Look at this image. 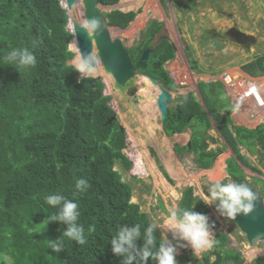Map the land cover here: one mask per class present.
<instances>
[{"label": "trees", "instance_id": "trees-1", "mask_svg": "<svg viewBox=\"0 0 264 264\" xmlns=\"http://www.w3.org/2000/svg\"><path fill=\"white\" fill-rule=\"evenodd\" d=\"M119 1L97 0L106 6ZM135 14L119 9L103 13L108 26L121 29ZM66 23L60 0H0V264H122V257L111 251L110 244L119 226L142 225V236L135 242L139 247L143 245L144 228L152 222L137 203L131 202L133 185L115 169L121 165L129 170L132 162L123 151L127 146L125 129L118 119H111L115 112L109 105L110 97L103 94L104 84L91 76L80 77L75 65L69 63L74 56L68 48L73 34ZM163 25L155 18L149 20L129 53L137 70L156 78L170 91L176 84L164 65L175 56L171 40L163 39L147 59L142 58ZM14 48L32 51L37 65H8L4 57ZM186 59L192 70H200L191 53ZM241 67L250 74L264 75V55ZM197 88L202 103L192 92L181 95L169 105L163 130L173 135L190 129V145L177 143L175 149L192 152L197 167L209 169L224 151V146L208 148L209 141L217 140L208 133L213 120L233 154L226 160L232 181L254 188L244 181L242 167L260 170L250 164L240 146L262 153L255 146L258 143L264 150V124L252 129L235 124L231 118L234 106L219 81L201 80ZM261 163L264 168V152ZM160 168L171 182L166 169ZM78 179L88 181L86 192L76 189ZM255 182L261 185L264 197V180ZM53 193L78 204V223L85 227L84 245L63 238L59 253L50 248L49 240H59L67 227L59 221L43 224L48 215L58 212L45 203V196ZM205 193L208 195V191ZM202 200L193 186H186L176 210L195 206L197 212L208 215L211 210ZM212 223L215 226L211 230H216L219 222ZM89 224H95L94 233L87 232ZM155 236L157 243L162 242L158 229ZM214 240V248L196 264L243 263L241 252L223 249L228 235L218 232ZM211 255H215L213 261ZM149 264L155 262L150 259ZM252 264H264V255Z\"/></svg>", "mask_w": 264, "mask_h": 264}, {"label": "rangeland", "instance_id": "rangeland-1", "mask_svg": "<svg viewBox=\"0 0 264 264\" xmlns=\"http://www.w3.org/2000/svg\"><path fill=\"white\" fill-rule=\"evenodd\" d=\"M79 4L81 3L79 2ZM119 5L120 3L117 4V7L121 9ZM101 10L103 13L109 11L105 7H101ZM131 10L136 12L133 20L129 22L126 28L113 32L114 36L111 35L121 38L129 50L137 45L149 20L155 18L164 23L162 28H165V33L169 36L175 49L174 58L164 65L169 76L176 84V88L170 90L173 99L169 105H172L181 95H186L189 92L194 93L197 100L202 103L197 82L201 80L210 82L214 76L222 71L239 67L253 60L256 56L264 55V0H163L162 3L160 0H135V6ZM69 27L71 26L69 25ZM110 28L114 29V26ZM232 29L250 34L255 38V41H236L229 34ZM70 48L72 49V47ZM188 52L191 53L200 70L191 69L190 61L188 62L189 59H186ZM73 57L69 63L75 65L72 61ZM98 64L103 69V66L97 60ZM96 75L102 76L100 80L104 84L103 94L110 97L109 105L113 108L119 124L125 129L127 146L123 151L132 162L129 170H124L121 165H116L115 169L122 173L124 180L133 185L131 202L137 203L141 211L150 216L152 222L155 221L160 224L158 231L163 239L171 240V233L166 226L167 219L170 211L176 210L178 207L181 190L186 186H193L195 194L204 198L207 196L205 190L208 191L211 184L216 180L226 182L232 180L227 170L225 172L226 160L233 157L229 145L220 135L212 120V128L208 133L217 140L216 142L209 141L208 148L216 149L224 146V151L216 157L211 168L202 171L194 162L192 152L184 150L183 153H179L175 149L178 141L175 134L167 135L160 125L157 105V116L149 120L152 124L156 123L153 135L147 129L146 123L141 122L142 119H147L144 117V112L141 110L139 114L136 113L139 111L130 106V100L126 101L113 86L112 76L107 74L104 69L101 74L92 73L87 76L93 77ZM107 76L111 79L110 82H107ZM141 87V84L138 83L128 92L129 96L131 98L135 96ZM153 89L156 88L152 86L148 91L152 92ZM139 94L141 95V92ZM223 113L224 111L221 112V114ZM231 116L235 124L244 125L234 119L236 114L233 110ZM186 133L190 137L191 130L187 129ZM185 140L187 141H184V139L179 140L180 143L178 144L185 145L189 139L186 137ZM163 143H167L165 147L172 151L167 152V158L162 157L163 152L160 150V147H162L161 149L164 148ZM240 148L241 152L248 157L250 164L260 170L255 171L243 166L246 176L244 181L252 184L260 193L261 185L257 184L255 179L264 180V168L261 163L264 150L258 143L255 148L262 153L250 152L243 146H240ZM136 158L141 161L139 168L134 165L136 164L134 161ZM153 166L161 174L160 166L166 169L172 181H168L165 177L163 179L170 185L161 183L160 179L154 174ZM222 172H224V175L220 176ZM171 188L177 194H174ZM208 207L211 210L208 214L209 223L211 224L213 220L219 222V227L216 230H211L213 239L218 232H223L229 237L227 245L223 247L224 250L241 252L242 264H252L255 258L264 255V241H259L255 246H251L246 234L238 227L235 219L221 217L215 205H208ZM172 243L175 244L176 241L172 240ZM204 253H201L199 259L196 257L194 259L191 256L193 251L190 247L181 248L176 260L178 264H196V261L202 262ZM214 259L215 255H211L210 260L213 261Z\"/></svg>", "mask_w": 264, "mask_h": 264}, {"label": "clouds", "instance_id": "clouds-1", "mask_svg": "<svg viewBox=\"0 0 264 264\" xmlns=\"http://www.w3.org/2000/svg\"><path fill=\"white\" fill-rule=\"evenodd\" d=\"M100 25V20L93 17L88 19L82 27L89 36H95ZM4 60L8 65L16 68H34L38 62L35 54L27 48L12 49L4 57ZM96 64L97 57L95 54L83 52L74 67L81 74V77H84L95 71ZM75 187L80 192H86L89 184L85 179H78ZM44 199L46 204L58 209V212L48 215L47 220L43 222L44 226L50 220L67 225L59 240H49L50 248L59 253L64 244L63 238L75 241L78 245H84L87 242L85 227L78 223L81 215L78 211V204L66 200L64 195L58 193L49 194ZM256 199V193L246 183L216 180L211 184L208 195L202 201L207 205H215L221 217L235 219L238 215L250 213ZM166 226L171 233V240L163 239L162 242L157 243L155 232L160 228V224L153 221L144 228L143 245L138 247L135 242L142 236V225L139 223L133 226L120 225L117 234L110 241L111 251L116 256L122 257V264H133L134 261L136 264H149L150 259L155 264H178L176 256L181 248L190 247L193 255L199 259L201 253L211 251L215 246L211 231L215 225L209 223L207 214L197 212L195 206L192 209L171 210ZM95 231V224H89L87 232L91 234ZM172 240L176 243H172Z\"/></svg>", "mask_w": 264, "mask_h": 264}, {"label": "water", "instance_id": "water-1", "mask_svg": "<svg viewBox=\"0 0 264 264\" xmlns=\"http://www.w3.org/2000/svg\"><path fill=\"white\" fill-rule=\"evenodd\" d=\"M65 5L60 0L63 8L66 10L67 23L66 29L73 34V38L68 43L70 48L71 41H75L77 49L81 55L83 52H91L94 54L96 49L97 60L103 66L105 72L112 76L113 86L120 92L126 101L136 111L141 112L138 106L139 101L144 97L139 94V91L132 98L129 96V91L138 84V77H146L151 84L158 90L156 97V105L159 111L160 125L163 128L165 119L167 117V111L169 104L172 102V94L165 89L156 78L150 76L147 73L141 72L135 68L132 57L129 50L123 40L119 37H113L110 32V27L107 24V19L103 15L101 7L108 8L109 11L119 9L127 12L129 10H123L114 5H103L98 3L97 0H82L83 3V18L87 21L90 18H98L101 22L100 29L95 36H89L83 29L82 25L76 19H71L68 15V10L76 4L77 0H64ZM108 11V12H109ZM71 24V25H70ZM69 25L71 27H69ZM114 29L121 30V28L114 26ZM243 38H249L251 42L255 41V38L250 34L241 32ZM169 39V36L165 33V28H161L150 43L149 48L144 50L142 54L143 59H147L150 52L163 40ZM97 65V64H96ZM96 79H101V75L93 76ZM200 95V92H199ZM201 97V95H200ZM111 119H117V116H113ZM109 120V122L111 121ZM123 127V126H122ZM190 144L188 143V146ZM257 195V199L254 202V207L247 215H238L235 218V222L238 227L246 234L249 244L255 246L257 242L264 241V197L256 190L252 188Z\"/></svg>", "mask_w": 264, "mask_h": 264}, {"label": "built area", "instance_id": "built-area-1", "mask_svg": "<svg viewBox=\"0 0 264 264\" xmlns=\"http://www.w3.org/2000/svg\"><path fill=\"white\" fill-rule=\"evenodd\" d=\"M241 66L228 68L210 81L222 84L234 106V119L246 127H255L264 123V75L250 74Z\"/></svg>", "mask_w": 264, "mask_h": 264}, {"label": "bare ground", "instance_id": "bare-ground-1", "mask_svg": "<svg viewBox=\"0 0 264 264\" xmlns=\"http://www.w3.org/2000/svg\"><path fill=\"white\" fill-rule=\"evenodd\" d=\"M61 2L63 3V5H65V1L64 0H61ZM79 2L81 3V4H79ZM151 2V1H150ZM120 7H121V9H123V10H128V9H130L131 10V8H133L134 6H135V0H121L120 1V5H119ZM151 6V5H150ZM68 12V15H69V17L71 18V19H76L77 21L79 20L80 21V23L81 24H84L85 22H86V20L83 18V16H82V13H83V3H82V0H77V2H76V4L72 7V9L71 10H68L67 11ZM143 19V18H142ZM135 20V19H134ZM139 21V20H138ZM141 22V21H140ZM71 25V24H70ZM116 31H118L117 29H111L110 28V32H111V34L113 35V32H116ZM115 35V34H114ZM113 35V36H114ZM70 47H72V49H73V52H74V57H73V59H72V61L76 64V62L78 61V59H79V57H80V53H79V51H78V49H77V46H76V44H75V41H71V43H70ZM71 49V50H72ZM95 52H96V49H95ZM94 52V54L96 55V53ZM103 72V69H102V67L100 66V64H98L97 66H96V69H95V71L94 72H92V73H94V74H101ZM91 73V74H92ZM111 81V79H109V77L107 76V82H110ZM138 83L139 84H141V89H140V91L139 92H141V95L142 96H144V101L143 100H140L139 101V107L141 108V110H142V112H144V117H146L147 119H142V123H146V126H147V129L150 131V133L151 134H153L154 133V128L156 127V123L154 124H152V123H150V119H153V118H155V116H157L156 115V113H157V110H156V97H157V94H158V90L157 89H153V91L151 92H149L148 90L153 86L152 84H151V82L146 78V77H142V76H139L138 77ZM153 88H154V86H153ZM151 93V94H150ZM135 112V111H134ZM136 113H140V112H136ZM138 119V118H137ZM144 127V126H143ZM158 128V127H157ZM148 131V132H149ZM154 135V134H153ZM184 136H187L186 134H181V135H178V138H182V137H184ZM188 138V137H187ZM165 145H167V143H163V149H161L162 147H160V150H161V152H163V154H162V157H166L167 155V152H172L171 151V149H167L166 147H165ZM167 158V157H166ZM165 160V159H164ZM135 162H136V164H134V165H136V168H137V166H138V168L141 166V161H140V159L139 158H136V160H134ZM165 162V161H164ZM171 163V162H170ZM214 168H217V167H214ZM153 169H154V174H155V176H157L158 177V179H160V181H161V183L162 184H164V185H168L169 183L165 180V179H163V175L159 172V171H157L156 170V168L153 166ZM218 169V168H217ZM222 170V169H221ZM171 171V170H170ZM210 171V170H209ZM213 171V170H212ZM216 173V172H215ZM213 174V173H212ZM211 174V175H212ZM180 175H181V173H180ZM210 175V174H209ZM222 174H220V176H221ZM178 176H179V174H178ZM177 176V177H178ZM219 176V175H218ZM182 177V176H181ZM183 177H186V176H183ZM179 178V177H178ZM211 178V177H210ZM218 178V177H217ZM182 179H184V178H182ZM181 180V179H180ZM187 180V179H186ZM170 185V184H169ZM172 189V191H174V189L173 188H171ZM174 194H177L176 193V191H174Z\"/></svg>", "mask_w": 264, "mask_h": 264}, {"label": "flooded vegetation", "instance_id": "flooded-vegetation-1", "mask_svg": "<svg viewBox=\"0 0 264 264\" xmlns=\"http://www.w3.org/2000/svg\"><path fill=\"white\" fill-rule=\"evenodd\" d=\"M229 34L233 39L239 42H246L247 40H249V38H246L244 36L242 38L241 33L239 32V30H236V29L230 30Z\"/></svg>", "mask_w": 264, "mask_h": 264}, {"label": "crops", "instance_id": "crops-1", "mask_svg": "<svg viewBox=\"0 0 264 264\" xmlns=\"http://www.w3.org/2000/svg\"><path fill=\"white\" fill-rule=\"evenodd\" d=\"M181 134H186L187 136H184V137H182L181 139H179L178 138V135H181ZM186 137H189V134H187L186 132H183V133H176L175 134V138L177 139V141H178V143H180V141L179 140H183L184 139V141H187V140H185L186 139ZM190 137H191V134H190ZM190 137L189 138H187V139H189L190 140ZM189 140H188V142H189ZM188 142L186 143V144H188ZM226 168V167H225ZM224 169V168H223ZM202 171H206V169H201ZM225 172H226V169H225ZM222 175H224V172H222L221 173Z\"/></svg>", "mask_w": 264, "mask_h": 264}]
</instances>
